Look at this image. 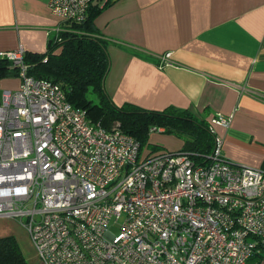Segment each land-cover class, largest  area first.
<instances>
[{"label": "built area", "instance_id": "obj_1", "mask_svg": "<svg viewBox=\"0 0 264 264\" xmlns=\"http://www.w3.org/2000/svg\"><path fill=\"white\" fill-rule=\"evenodd\" d=\"M92 1L48 6L80 22ZM25 52H0L18 77L0 90V217L21 221L41 264H245L264 244V169L223 156L230 115L208 118L207 154L141 148L29 73Z\"/></svg>", "mask_w": 264, "mask_h": 264}, {"label": "crops", "instance_id": "obj_2", "mask_svg": "<svg viewBox=\"0 0 264 264\" xmlns=\"http://www.w3.org/2000/svg\"><path fill=\"white\" fill-rule=\"evenodd\" d=\"M97 5L93 23L108 40L104 87L114 103L174 106L206 121L217 112L230 115L226 126H215L223 156L264 169V0ZM63 23L48 0H0V52L21 44L25 53H42ZM17 86L18 80L3 88ZM261 253L245 264H264Z\"/></svg>", "mask_w": 264, "mask_h": 264}, {"label": "trees", "instance_id": "obj_3", "mask_svg": "<svg viewBox=\"0 0 264 264\" xmlns=\"http://www.w3.org/2000/svg\"><path fill=\"white\" fill-rule=\"evenodd\" d=\"M99 9V5L91 4L82 21H63L64 28L49 40L44 52L25 53L29 73L58 83L67 100L85 110L88 120L98 121L104 127L118 122L124 132L140 141L141 148L152 149L149 129L156 126L178 136L182 140L180 150L209 153L213 135L203 116L174 106L148 109L130 102L118 105L112 101L104 87L109 67L108 40L97 32L93 23ZM13 75L17 76L16 66L0 57V80ZM262 250L264 244L258 243L250 258L262 255ZM0 264H29L13 235L0 236Z\"/></svg>", "mask_w": 264, "mask_h": 264}, {"label": "rangeland", "instance_id": "obj_4", "mask_svg": "<svg viewBox=\"0 0 264 264\" xmlns=\"http://www.w3.org/2000/svg\"><path fill=\"white\" fill-rule=\"evenodd\" d=\"M9 77L10 78L4 77L0 80V90L3 87L12 86L17 83V76L13 75ZM148 141L151 142L152 145L150 146L152 147V149L156 148L153 149L154 151L160 150V148H163L164 150H175L181 144V139L174 133L168 132L167 130H157L150 132L148 136ZM153 144L156 146H154ZM120 221L121 219L118 222ZM118 227L119 225L117 223H113L110 225V229L112 231L118 230ZM5 235L15 236L22 251V254L24 255L29 264H41L35 254L28 232L25 227L21 224V221L18 218L0 217V236Z\"/></svg>", "mask_w": 264, "mask_h": 264}, {"label": "water", "instance_id": "obj_5", "mask_svg": "<svg viewBox=\"0 0 264 264\" xmlns=\"http://www.w3.org/2000/svg\"><path fill=\"white\" fill-rule=\"evenodd\" d=\"M99 1H100V0H93V1H92V5H96V4H98Z\"/></svg>", "mask_w": 264, "mask_h": 264}]
</instances>
